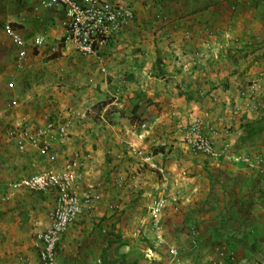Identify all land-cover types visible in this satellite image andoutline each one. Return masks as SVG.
I'll list each match as a JSON object with an SVG mask.
<instances>
[{
	"label": "crops",
	"instance_id": "obj_1",
	"mask_svg": "<svg viewBox=\"0 0 264 264\" xmlns=\"http://www.w3.org/2000/svg\"><path fill=\"white\" fill-rule=\"evenodd\" d=\"M107 1L132 6L135 18L89 57L62 44L63 14L51 11L41 21L13 20L28 43L22 58L3 30L12 23L5 21L10 8L0 6V264L32 257L37 213L51 212L57 199L56 190L34 193L14 185L61 171L73 159L85 164L81 199L93 198L61 238L64 264H90L88 257L94 260L99 251L102 257L108 248L132 253L140 242L136 229L151 228L144 208L158 196L160 179L140 168L131 148L151 153L168 171L162 232L174 236L170 246L230 248L222 220L261 196L255 179L261 165L197 154L185 136L187 125L202 118L219 150L228 146L232 155L251 160L264 153V131L251 136L246 128L264 122V0ZM39 37L45 42L35 49ZM19 124L29 136L55 128L35 146ZM62 125L68 126L65 136L56 129ZM107 233L115 242L95 239ZM152 243L160 246L163 238ZM144 256L152 262L158 254Z\"/></svg>",
	"mask_w": 264,
	"mask_h": 264
},
{
	"label": "built area",
	"instance_id": "obj_2",
	"mask_svg": "<svg viewBox=\"0 0 264 264\" xmlns=\"http://www.w3.org/2000/svg\"><path fill=\"white\" fill-rule=\"evenodd\" d=\"M14 1L0 0V3ZM34 9L38 14L51 11L61 12L63 14L61 25L65 32L62 44L72 45L79 54L86 57L107 47L112 39L122 33L135 18V10L132 6L122 2L112 3L107 0H34ZM5 29L12 41L23 50L20 56L24 58L25 48L28 46L27 40L10 23L6 25ZM44 42L45 38L39 37L32 45L37 48ZM58 50L60 49L56 47L53 49L55 53L59 52ZM54 128V125L50 124L47 129H39L36 136H29L25 125L22 124L18 125L17 130L21 129L23 135L36 146L48 131H52ZM56 129L60 135L65 136L68 126H57ZM141 129L148 131L147 125H141ZM210 132L215 133L204 119L195 118L186 127L185 141L195 153L211 159L230 158L238 162H246L252 168L261 164L259 159L251 160L242 155H232L228 146L219 150L211 139ZM11 135L14 136L15 131L11 132ZM131 150L139 160L140 168L149 169L156 173L160 179V184L156 188L158 196L152 197L149 207L152 227L147 229L145 223L138 227L134 233L138 239H144L148 230L156 233H160L162 230L163 212L167 204L165 194L169 190L170 177L166 167L159 165L151 153L136 147ZM84 166V162L73 159L67 162L61 171H44L22 179L14 185L17 189L35 193H46L52 190L57 192L56 206L51 214V226L46 232L38 234L35 239L36 247L39 248L41 264H53L62 236L82 214L84 204L89 203L93 198L91 195H87L82 200L79 195L80 172ZM192 234L196 235V232L193 231ZM148 255H152L151 250L148 251ZM167 255L165 264H181L182 253L176 246H171Z\"/></svg>",
	"mask_w": 264,
	"mask_h": 264
},
{
	"label": "rangeland",
	"instance_id": "obj_3",
	"mask_svg": "<svg viewBox=\"0 0 264 264\" xmlns=\"http://www.w3.org/2000/svg\"><path fill=\"white\" fill-rule=\"evenodd\" d=\"M4 4H10V5H0L4 11L10 8V10L7 11L8 13L7 16H9L10 20H7L4 14H3L4 16L3 18H5V21H11L12 23L10 24L15 25L16 27H19V26H17L18 24H15L13 20H16V19L19 20L23 17V19L26 20V23H28L29 18L33 19L34 21H38V20L41 21V19L45 17L44 13L38 14L35 11L34 0H15L12 3H4ZM19 8H20V11L19 13H17V10ZM21 13L23 14V16H19ZM1 28L2 27L0 26V29ZM3 30L5 31V27L3 28ZM34 52L36 51L34 50ZM247 158L250 159L251 157H247ZM255 159L261 160L260 165L262 166L260 170V173L262 174L258 175L260 176L258 179L255 178L256 181L260 184L258 194L261 193V196L259 200L256 201L255 203L254 202H248L245 204L242 203L241 206H238L241 212L245 211L244 212L245 214L243 216H241L240 214L241 212H239V214L237 215V212L235 211V215L232 213V216L230 218H226L222 220L226 224L223 229L222 235L226 237V241L229 242V240L227 239L228 238L230 239V244L227 242L230 248L216 249L212 251L191 250V249H187L186 247H183V245L180 246L178 242L175 241L176 243L175 246L182 253L181 264H201V263H204V264H264V164H263L264 153L261 156H257L256 158H253L252 160H255ZM253 176L254 174H250V178L248 180H252ZM55 206H56V203H55ZM42 209L43 208L39 209L40 210L39 212H41V214L37 213V222L35 223V226H32V230L30 232L31 238L34 239L33 246H32L33 255L28 261L23 260L25 262L23 261L20 263L16 262L18 264H41L40 257H39V248L36 247L35 239L38 234L44 233L50 228L51 223H52L51 214L53 212L52 210L51 212L48 213ZM144 213L147 214L148 217H150L148 208H144ZM250 215H252V217ZM149 223H150V220H149ZM162 230L160 234L153 232V231L147 232L145 238L140 239V242L138 243V245H135L136 248L134 251H132V253L126 254L125 251L122 253L119 250L113 251L108 248L106 252L104 251V253L102 254V257L100 256L101 251H99L98 255L93 260V255H94L93 252L90 251L89 253L88 250H85V253L87 256H90L91 254H93L91 257H88L89 259L87 262L92 260V262H89L90 264H110L111 260H109V258H117L116 260L117 262H115V264H165L168 258V255H167L168 250L171 247L169 244L174 242V236L172 235L171 232L170 233L166 231L162 232ZM107 234H99L98 236L95 237V239L105 240V241L109 240L111 242L112 241L115 242V234H109V233ZM159 235H161V238H163L164 243L161 244L160 246H156L155 244L152 243L153 238ZM192 236L194 238L197 237V235H193V234ZM59 247L56 252V256H55L53 264H64V259L61 258L62 259L61 261L59 259L60 257ZM113 248L115 249V247ZM151 249L152 251L157 252L158 254L157 259L153 260L152 262L148 261L146 259V256H144ZM73 263L76 264L75 262H71L69 264H73Z\"/></svg>",
	"mask_w": 264,
	"mask_h": 264
},
{
	"label": "trees",
	"instance_id": "obj_4",
	"mask_svg": "<svg viewBox=\"0 0 264 264\" xmlns=\"http://www.w3.org/2000/svg\"><path fill=\"white\" fill-rule=\"evenodd\" d=\"M264 122H256V123H248L246 125V128L249 132V135L255 136L259 133H262L264 131Z\"/></svg>",
	"mask_w": 264,
	"mask_h": 264
}]
</instances>
